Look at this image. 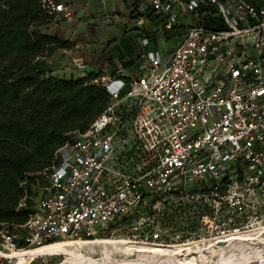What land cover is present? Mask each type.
I'll use <instances>...</instances> for the list:
<instances>
[{"label": "built area", "instance_id": "2783aa9c", "mask_svg": "<svg viewBox=\"0 0 264 264\" xmlns=\"http://www.w3.org/2000/svg\"><path fill=\"white\" fill-rule=\"evenodd\" d=\"M97 1L104 8L98 24L120 18L116 7H106L110 0ZM112 1L139 14L138 23L153 13L165 30L175 25L186 30L165 52L145 49L151 38L143 37L133 74L126 75L120 61L109 73L86 71L83 58L72 59L81 77L104 87L110 101L85 131L73 133L59 148V163L29 196L34 204L28 220L0 222V264H7L5 251L56 240L127 234L161 241L157 218L168 207L194 201H204L214 219L223 211L242 219L264 218V4ZM41 4L61 19L76 13L65 0ZM202 7L214 9L222 29L199 23ZM129 98L141 104L132 130L155 157L153 165L138 164L134 172L112 164L119 111ZM19 206L27 208V199Z\"/></svg>", "mask_w": 264, "mask_h": 264}, {"label": "trees", "instance_id": "16d2710c", "mask_svg": "<svg viewBox=\"0 0 264 264\" xmlns=\"http://www.w3.org/2000/svg\"><path fill=\"white\" fill-rule=\"evenodd\" d=\"M41 1L0 0V222L16 225L28 220L29 196L37 194L52 166L59 163V148L71 141L73 133L85 131L110 101L105 88L92 83L90 76L61 77L48 71L45 57L80 40L44 32L42 28L58 17L47 13ZM213 10L202 7L199 23L222 29ZM130 16L139 18L133 10ZM156 19L162 21L153 13L146 17L150 24ZM183 28L175 25L172 32ZM117 49L110 40L92 61H102L115 71L111 51ZM119 61L124 68L133 64ZM24 198L27 208L19 206Z\"/></svg>", "mask_w": 264, "mask_h": 264}, {"label": "rangeland", "instance_id": "374dc122", "mask_svg": "<svg viewBox=\"0 0 264 264\" xmlns=\"http://www.w3.org/2000/svg\"><path fill=\"white\" fill-rule=\"evenodd\" d=\"M125 19H129L128 15L122 14ZM136 25L135 22L132 23ZM164 22L160 19H156L150 23L143 24L142 27L135 26L136 34H148L152 40L150 46L159 49L161 52H165L167 49H172L175 47L179 41H181L180 33L185 32L186 28L165 30ZM68 25L65 23L64 19L57 18L56 21L44 26L42 30L53 35H61L67 37L68 33L65 31ZM91 30H95L99 35H107V40L116 41L117 38L122 36L117 22L109 23L105 27L92 26ZM149 32V33H147ZM76 38V37H75ZM95 44H99L95 42ZM84 46H86L84 44ZM154 48V47H153ZM60 49V48H58ZM81 47L75 51V56L87 55L89 60L96 58L100 54L101 48L90 47L85 49ZM57 50V49H56ZM83 51H86L85 54ZM43 59V58H42ZM73 64V62H72ZM138 98H129L125 102V105L119 111L122 116V122L119 126L120 130L115 140V150L112 164L114 167L121 169L126 172H134L138 164H142L145 167H149L154 164L155 157L154 153L146 149L139 137L135 136V132L132 130L136 116L140 110V103H137ZM118 122L116 123V126ZM43 185L39 186L38 189L42 188ZM39 191V190H38ZM36 194H33V197ZM31 205L34 204L33 198H29ZM264 226V218L256 219H242L236 217L227 211H223L217 218L211 217L209 215V208L204 201H194L181 205H173L166 208L164 214H161L157 220L156 225L161 228L162 240L161 241H151L146 240L141 237H132L127 234H122L117 236L118 238L140 241L151 244H185L190 241L202 240V239H212L219 237L222 234L228 233L229 231L235 230L236 228L245 229L253 228L259 224ZM111 238L110 235H101L98 237ZM84 249L83 252L89 254L91 258H99L102 256L100 250L90 251ZM11 251H5L9 253ZM88 252V253H87ZM99 252V253H98ZM91 253V254H90ZM122 258V256L117 255ZM66 258L64 256H41L36 258L31 264H60ZM136 255H132L129 260H135ZM216 259V257L214 258ZM7 264H14L10 258L7 259ZM211 264V263H209Z\"/></svg>", "mask_w": 264, "mask_h": 264}, {"label": "bare ground", "instance_id": "6f19581e", "mask_svg": "<svg viewBox=\"0 0 264 264\" xmlns=\"http://www.w3.org/2000/svg\"><path fill=\"white\" fill-rule=\"evenodd\" d=\"M84 249H98L102 256L91 258ZM5 255L14 264H31L41 256H64L66 259L60 264H264V226L260 223L185 244H151L120 237L56 240L34 249L11 250ZM132 255H136L135 260H129Z\"/></svg>", "mask_w": 264, "mask_h": 264}, {"label": "crops", "instance_id": "0c3cea01", "mask_svg": "<svg viewBox=\"0 0 264 264\" xmlns=\"http://www.w3.org/2000/svg\"><path fill=\"white\" fill-rule=\"evenodd\" d=\"M71 3L75 9L76 13L73 18L71 19H64L65 23L68 25L67 29L65 30L68 35L65 38H72L79 39L80 41L75 44L70 49H57L51 55L45 57V61L47 63L48 71H53L52 74L59 75L61 77H68L70 74H73L74 77H81V69L75 67L72 64V59L74 58H83L85 61V70L86 71H97L102 70L109 73H113L114 68L108 67L103 63L100 62H93L89 60V57L85 54L86 51H83L85 55L83 56H75V51L80 49L81 47L94 48L99 47L101 48L100 54L105 47V43L110 40H107V35H99L96 33L95 30H91L92 26L98 27H105L106 25H100L96 21L99 12H101L104 8L101 7L97 0H65ZM107 8L116 7L120 11V18L110 22H117L118 28L122 33L120 38H117L115 43L117 44V50L111 51V54L114 57V61L117 62L119 60H133L138 59L140 53V42L141 39L145 36H149L148 34H136V30L130 31L129 29L137 27H142L143 24L148 23L146 18L144 19L143 23H138L137 18H132L130 16V11L127 6L123 5L122 3H115L114 1L110 0L106 4ZM123 13L127 14L129 19H125L123 17ZM135 22L136 25L132 23ZM109 24V23H108ZM142 25V26H141ZM127 27V28H126ZM184 32H181L179 35L182 37ZM150 37V36H149ZM151 38V37H150ZM112 40V39H111ZM152 40V38H151ZM98 42L99 44H95ZM84 44L86 46H84ZM151 44V42H150ZM150 44L145 47L147 50L157 49L155 46L151 47ZM84 49V50H85ZM99 54V55H100ZM136 70V66L133 63L129 68H125L124 73L126 75L133 74Z\"/></svg>", "mask_w": 264, "mask_h": 264}]
</instances>
